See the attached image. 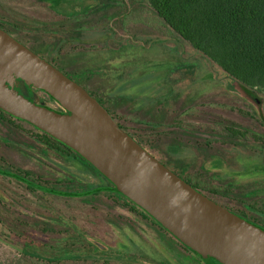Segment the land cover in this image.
Returning a JSON list of instances; mask_svg holds the SVG:
<instances>
[{"label": "rangeland", "instance_id": "1", "mask_svg": "<svg viewBox=\"0 0 264 264\" xmlns=\"http://www.w3.org/2000/svg\"><path fill=\"white\" fill-rule=\"evenodd\" d=\"M73 16L78 20H69ZM0 23L87 86L130 132L152 135L155 145L149 141L148 147L169 168L262 225L264 94H259L260 106L244 96L146 0H0ZM35 98L61 108L45 94L35 93ZM136 118L163 125L142 128ZM27 123L0 120L1 161L83 195L32 192L0 175L3 238L44 251L46 261L82 259L60 264H206L123 205L124 197L87 161L66 148L34 142L36 130ZM231 123L248 130L247 136L231 139L226 130ZM44 221L58 232H45ZM24 257L0 241L1 261L45 264Z\"/></svg>", "mask_w": 264, "mask_h": 264}, {"label": "water", "instance_id": "2", "mask_svg": "<svg viewBox=\"0 0 264 264\" xmlns=\"http://www.w3.org/2000/svg\"><path fill=\"white\" fill-rule=\"evenodd\" d=\"M36 88L63 111L31 99ZM0 109L76 151L206 264H264V229L153 155L85 86L0 27Z\"/></svg>", "mask_w": 264, "mask_h": 264}, {"label": "trees", "instance_id": "3", "mask_svg": "<svg viewBox=\"0 0 264 264\" xmlns=\"http://www.w3.org/2000/svg\"><path fill=\"white\" fill-rule=\"evenodd\" d=\"M146 2L183 40L187 41L192 47L201 52L206 58L213 61L225 73H227V75L233 80L234 86L237 90L247 98L256 101L259 106L261 105L263 100L259 97V94H264V0H146ZM78 18L79 17L77 16H73L70 17L69 20L75 21L78 20ZM0 27H3L1 23ZM50 61L56 65L53 60ZM25 91L31 99L38 103L45 104L34 97L35 93L45 94L47 99L57 102L47 93L39 89H30L26 87ZM57 110L63 111L61 108ZM114 117H116V120L124 129H126V131H129V129L118 120L117 116ZM0 120L5 123L9 122L13 124L24 122L1 109ZM134 123L141 125L142 128L145 126L158 128L163 125V122L155 123L152 121H146L142 118L134 119ZM27 124L31 125L30 123ZM31 126L36 130V132L32 134L34 142L57 150L68 148L83 160L87 161L76 151L55 139L50 134L33 125ZM226 130L227 135L235 140H242L248 134V130L243 129L234 123L227 124ZM131 133L137 141L144 145H148L149 141L152 143V140L150 139L153 137L152 135ZM1 159L2 157L0 156V175L16 180L18 183L25 185V187L32 192H44L60 197H75L83 195L71 188H66L65 190L59 188V185L43 180L42 176L32 170L23 169L14 165H5ZM91 166L110 183V189L115 190L133 205L138 207L136 203L124 196L117 187L93 165ZM191 184L215 199L208 194L198 182H194L191 179ZM217 191V189H213V192ZM223 191L229 192V189L224 188ZM89 194L90 193L86 195L90 196ZM95 195H98V192ZM146 214L149 216L148 213ZM151 218L153 217L151 216ZM50 224L51 222L44 221L42 229L45 232H58V230ZM9 230L11 231V229ZM16 233L18 234V231ZM173 238L186 251L194 254L192 250L180 243L174 236ZM0 241L4 242L11 248L16 249L25 257H28H24V259L29 261H34L32 259H36V261L44 262L45 264H60L64 260H82L74 257L71 259H58L53 257L46 261L43 258L46 254L44 251L38 252L36 249L33 250V248L27 244L21 246L19 243H14L11 242L10 239L3 238L1 234ZM72 244L76 245L75 243ZM134 259L135 261L140 260L135 255ZM128 260H132V263L134 261L131 258ZM17 262L18 264H26L22 259H19ZM158 263L163 264L160 262ZM0 264L7 263L0 260Z\"/></svg>", "mask_w": 264, "mask_h": 264}, {"label": "flooded vegetation", "instance_id": "4", "mask_svg": "<svg viewBox=\"0 0 264 264\" xmlns=\"http://www.w3.org/2000/svg\"><path fill=\"white\" fill-rule=\"evenodd\" d=\"M2 28H4V27H2ZM5 29V28H4ZM7 30V29H6ZM8 31V30H7ZM8 32H10V31H8ZM11 33V32H10ZM12 34V33H11ZM13 35V34H12ZM14 36V35H13ZM15 37V36H14ZM15 38H17V37H15ZM18 39V38H17ZM19 40V39H18ZM20 41V40H19ZM22 42V41H21ZM24 43V42H23ZM25 44V43H24ZM27 45V44H26ZM28 46V45H27ZM28 47H30V46H28ZM31 48V47H30ZM40 54V53H39ZM43 56V55H42ZM61 69V68H60ZM62 71H64L66 74H68V72L64 69V70H62ZM69 75V74H68ZM84 86V85H83ZM88 90H89V88L87 87V86H85ZM90 91V90H89ZM91 92V91H90ZM92 93V92H91ZM93 94V93H92ZM95 97H97L95 94H93ZM34 97H35V95H34ZM98 98V97H97ZM102 103H103V105L104 106H106L105 105V103L100 99V98H98ZM107 107V106H106ZM108 108V107H107ZM108 110L114 115V113L112 112V110H110V108H108ZM115 116V115H114ZM116 118V117H115ZM126 130V129H125ZM128 131V130H127ZM129 132V131H128ZM130 134L132 135V133L130 132ZM133 136V135H132ZM134 137V136H133ZM135 138V137H134ZM136 139V138H135ZM137 140V139H136ZM142 144V143H141ZM152 144V143H151ZM145 148H147L153 155H155L159 160H161V161H163L161 158H159L156 154H154L151 150H150V148L148 147V145H144V144H142ZM155 144H152V145H149V146H154ZM66 149H68V148H66ZM69 150V149H68ZM164 163V162H163ZM172 169V168H171ZM110 196L111 197H113L115 200H116V198L113 196V195H111L110 194ZM118 200V199H117ZM123 202V205H126L128 208H130L131 210H133V211H135V212H137L138 214H140L146 221H148V222H150V223H154V225H156V226H158L159 227V229H161V231H165L166 233H167V230H165V228H163V226L162 225H160L154 218H151V215H147L146 213V211L145 210H143L141 207H136L135 205H133L129 200H127L126 198H124V200L122 201ZM137 205V204H136ZM262 210V209H261ZM263 212H264V210H262ZM246 218V217H245ZM246 219H248V218H246ZM249 220V219H248ZM251 221V220H250ZM251 222H253V223H255V224H257L258 226H260V227H262L263 229H264V222L262 223V225L261 224H259L258 223V220H256V221H251ZM158 232H160V231H158ZM168 234H170L172 237H173V235L170 233V232H168Z\"/></svg>", "mask_w": 264, "mask_h": 264}]
</instances>
